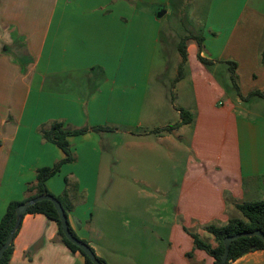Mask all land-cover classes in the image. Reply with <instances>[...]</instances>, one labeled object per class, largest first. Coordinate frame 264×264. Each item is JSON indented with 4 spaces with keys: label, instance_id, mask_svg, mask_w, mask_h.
Segmentation results:
<instances>
[{
    "label": "crops",
    "instance_id": "0c3cea01",
    "mask_svg": "<svg viewBox=\"0 0 264 264\" xmlns=\"http://www.w3.org/2000/svg\"><path fill=\"white\" fill-rule=\"evenodd\" d=\"M260 3L0 0V222L11 202L31 195L39 169L66 158L42 129L55 122L111 128L69 137L74 160L46 182L53 195L67 193L73 202L68 220L77 236L108 264H215L195 247L191 233L217 247L206 227L244 218L238 204L264 200V99L239 97L227 63L237 64L243 96L264 90ZM175 11L178 21L188 15L192 32L188 75L176 85L193 121L164 130L181 122L158 59L166 38L161 18ZM173 30L166 41L179 52V69L183 57ZM196 36L203 39L201 48ZM122 140L124 163L111 160ZM143 151L173 175L172 195L160 187L159 194H130L134 183L150 187L147 178H132L139 168L131 159ZM113 193L118 195L109 197ZM9 264L88 263L63 242L55 220L26 214ZM231 264H264V250Z\"/></svg>",
    "mask_w": 264,
    "mask_h": 264
},
{
    "label": "trees",
    "instance_id": "16d2710c",
    "mask_svg": "<svg viewBox=\"0 0 264 264\" xmlns=\"http://www.w3.org/2000/svg\"><path fill=\"white\" fill-rule=\"evenodd\" d=\"M191 38L192 36H188L179 44V51L183 57V63L187 59L186 41H188ZM194 39L197 40L201 48L203 39L198 36L194 37ZM199 58L206 65H211L213 63V61L207 60L201 56H199ZM262 61L264 64V52L262 54ZM227 63L229 65L230 77H231V81L233 84V88L236 90L239 97H241L245 101H250L255 98L264 99V90L263 91L256 90V91L249 93L247 96H243L240 91V87H239L237 75H236L237 64L232 61H229ZM181 77H182V65L180 66L177 81ZM178 111L180 112V115H181V122L176 123L171 126H167L164 128V130H170L173 128H177V127H180L181 125L188 124L193 121V115L190 111L183 109V108H178ZM107 130H111V128L85 127V128L77 129V128H72L66 125L64 122H55L54 124L51 125L50 128L42 129V135L44 139L58 145L65 152L66 158L63 161L57 163L54 167H44V168L39 169L38 174H37L36 183L29 185V188H28L29 192H31V195L28 196L25 200L13 201L9 204L7 212L5 213L2 221L0 222V249L3 246V244L6 242L13 227L16 224V221H17L16 208L20 204L34 197L42 196V195H53L47 188V185H46L47 180L60 171L61 165L63 163L72 162L74 160V156L71 151V144L69 142V137L85 134L89 131L100 132V131H107ZM157 131H160V130H157ZM74 188L77 189V185H75ZM55 197L61 202L65 210V213L68 217L69 213L74 208L73 202L68 198V194L66 193L63 196H55ZM237 208L242 212L244 218H232L229 220V222L226 225H223V226L212 224L206 227V230L210 234H212L215 240L218 242L217 247H213L211 244L204 241L198 234L191 233L192 237L194 238L195 247L198 249L205 250L208 253H210L215 258V264H220V261L222 259V256L225 250L224 239L227 236L235 235L241 232L254 231V230H260L264 233V200L254 201V202H244L242 204H238ZM26 214H44L50 219L55 220L59 225V235L61 239L63 240V242L67 246H69L73 251L81 252L85 256L88 264H93L90 258L78 246L74 245L72 242H70L66 238L62 230V225L59 219V214L54 204L51 201L44 200V201H41V202H38L32 205L31 207H29ZM20 226L18 230L16 231L14 238L16 237L20 229ZM69 228L71 232L77 238H79L77 234L74 232V230L72 229L70 223H69ZM186 230L189 231L188 229ZM83 241L89 244L87 241L85 240ZM256 250H264V241L262 240V238L258 236H244V237L237 238L232 242L230 246L229 257H228L226 264H231L233 261L239 259L240 257L246 255L247 253H250ZM93 251L95 252L94 249ZM12 255H13V243L6 250L0 264H9L11 261ZM97 257L100 259V261L103 264H108L104 259H102L98 255Z\"/></svg>",
    "mask_w": 264,
    "mask_h": 264
},
{
    "label": "rangeland",
    "instance_id": "374dc122",
    "mask_svg": "<svg viewBox=\"0 0 264 264\" xmlns=\"http://www.w3.org/2000/svg\"><path fill=\"white\" fill-rule=\"evenodd\" d=\"M262 1V3L258 4L261 7L264 8V0H260ZM199 3L203 4L205 3V0H195V5H197ZM184 10V9H183ZM183 13V11H181ZM190 12L189 9L185 10V13L188 14ZM201 11L197 12V14H200ZM177 15V16H176ZM178 15H180V12H176L173 16H164L163 18H161V24H162V30H163V34L164 37L166 35V38L163 39V43H161L160 48L158 50V59L160 61V69L161 67L164 68V72L161 74L163 81L165 82L166 86H167V90L169 93V97L170 99L173 100V102L175 103V105H177L178 108H183L184 106H181L182 104V98H181V94H180V87L179 85L177 86V78L179 75V69L176 67L177 63H178V54L179 52L173 48L172 46H170L168 44V42L166 41L167 38L170 35V31L172 29L175 37V41L176 43L178 42V40L180 41L179 44L188 36L192 35L190 28L188 26L187 23V19H188V15L186 16L185 19H183L182 21H178L177 18L179 17ZM182 16V15H181ZM183 17V16H182ZM182 23V25H181ZM192 25L194 26V21L192 23ZM182 33V34H181ZM179 34H181V36H183L182 38L179 39ZM180 36V37H181ZM166 41V42H165ZM187 42V41H186ZM179 48V47H178ZM185 63V62H184ZM184 63H182V76L185 74L188 75V67L185 68ZM169 64V65H168ZM181 66V65H180ZM225 68V67H224ZM222 71V74H220L221 79L225 77V69H220ZM224 75V76H223ZM160 79H157V82ZM180 80V79H179ZM178 80V81H179ZM157 84V83H156ZM184 84L187 85L188 82L184 81ZM185 109V108H183ZM67 125V124H66ZM72 127V126H70ZM118 141H120V139H118ZM126 140H122L119 144V146H116L115 149H113V158L109 157V155L111 154V150H112V144L110 143V139H104V147L105 149H108V154L107 158H111L112 159H119L121 161V163H124V160H122L121 158H124V151L121 149V147H125L126 144H123ZM122 145V146H121ZM148 144H146V147L143 146L142 149H146ZM139 148V146L137 147ZM182 152V164H184L186 162V158L183 155L184 153ZM107 153V152H106ZM188 156V154H187ZM129 162H130V157L128 158ZM110 160V162H111ZM132 163H134L136 165L137 168H139V172H137V174L132 175L134 179L137 178H147L148 182H149V186L147 187L145 184L143 183H134L132 184V187L130 188V194L135 198L137 197L139 194L141 195H146L148 193H153V194H159L160 192H158V189L160 187V189H165L166 192L170 195H172V192L174 191V186L171 185L172 183V179H173V175L169 172H166L164 166L162 165V161L152 155H148V153L146 151H143V153H141L139 156L133 157L131 159ZM158 167L162 170V172H158ZM119 168V167H118ZM130 175V174H129ZM159 189V191H160ZM118 194H109V197L111 196H116ZM151 227H153L151 225ZM150 231H152V228L150 229ZM152 235V234H150Z\"/></svg>",
    "mask_w": 264,
    "mask_h": 264
},
{
    "label": "water",
    "instance_id": "95a60500",
    "mask_svg": "<svg viewBox=\"0 0 264 264\" xmlns=\"http://www.w3.org/2000/svg\"><path fill=\"white\" fill-rule=\"evenodd\" d=\"M44 200L51 201L54 204V206H55V208L59 214V219L61 221L62 230H63V233L66 236V238L70 242H72L74 245L78 246L90 258V260L92 261L93 264H103L100 261V259L97 257L96 253L93 251L91 246L89 244H87L86 242H84L83 240L77 238L71 232V230L69 228V220H68V217L65 213V210H64L61 202L53 195H42V196L34 197V198L20 204L16 208L17 221H16V224L13 227L9 237L7 238L6 242L3 244V246L0 249V263H1V260L4 256L6 250L13 243L15 233L18 230V228L21 224L22 218L26 214L29 207H31L32 205H34L38 202L44 201ZM244 236H258V237L262 238V240L264 241V233L260 230L241 232V233H237L235 235L227 236L224 239L225 250H224L222 259L220 261V264H226L227 263V260L229 257L230 246H231L232 242L235 239L240 238V237H244Z\"/></svg>",
    "mask_w": 264,
    "mask_h": 264
}]
</instances>
